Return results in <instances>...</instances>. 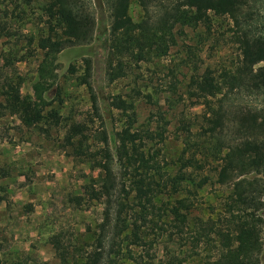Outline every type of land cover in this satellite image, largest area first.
Returning <instances> with one entry per match:
<instances>
[{
  "label": "rangeland",
  "instance_id": "374dc122",
  "mask_svg": "<svg viewBox=\"0 0 264 264\" xmlns=\"http://www.w3.org/2000/svg\"><path fill=\"white\" fill-rule=\"evenodd\" d=\"M44 3L0 0L2 80L18 83L21 96L31 97L44 115L54 110L60 118L57 126L46 118L47 121L27 128L16 116L0 108L1 263L61 264L51 244L52 237L60 240L68 254L81 255L92 241L96 224L104 220L108 202L112 220L116 200H123V208L120 205L119 209L126 223L138 220L141 210L134 193L129 188L127 194L115 191L107 200L95 166L99 160L97 152L103 147L100 133L105 131L109 138L123 124L119 112L108 107L112 96L120 95L132 102L134 129L145 138V151L158 162L163 178L160 184L166 186L147 210L144 224L151 228L147 231L151 246L143 251L121 240L117 264H207L209 253L204 251L205 245L190 250L189 233L179 234L170 227L178 224L171 209L177 201L184 202L186 209L181 212L188 224L184 230L191 231L195 224L215 222L232 191L231 183L216 181L217 154L212 139L200 132L205 108L201 99L192 97L189 88L195 68L200 74L210 70L216 76L222 70L233 69L240 61V51L229 39L231 22L226 17L214 16L209 29L203 25L175 27L173 44L165 56H149L110 83L106 76L108 43L104 12L93 10L95 35L89 45L66 47L56 56L47 57L37 48V40L48 33ZM130 13L136 19L134 7ZM85 57L92 62L91 81L99 97L101 119L94 117L89 91L77 79L83 73ZM74 122L88 127L90 152L86 157L73 158L71 150L63 147L66 126ZM188 162L195 164L184 168ZM114 170L120 184L123 179L116 161ZM181 174L185 180L178 193H170L166 180ZM203 178H207L206 184L197 189L193 184ZM75 198H81L80 204ZM262 204L260 259L264 264V196Z\"/></svg>",
  "mask_w": 264,
  "mask_h": 264
},
{
  "label": "trees",
  "instance_id": "16d2710c",
  "mask_svg": "<svg viewBox=\"0 0 264 264\" xmlns=\"http://www.w3.org/2000/svg\"><path fill=\"white\" fill-rule=\"evenodd\" d=\"M44 14L48 33L37 40V48L47 57L56 56L66 47L87 46L95 35L96 19L93 10L104 12L107 20L106 62L107 80L112 83L123 77L135 63L146 61L149 56L162 57L173 44L175 27L203 25L210 28L212 17H226L231 22L230 43L240 51V61L231 70H222L216 76L206 70L199 73L195 68L189 79L192 97L201 99L205 108L200 132L212 139L217 154L216 181L232 184V191L224 204L222 214L215 222L195 224L185 231L186 216L181 210L186 206L177 201L171 209L178 224H170L179 234L189 233L190 250L200 244L208 254L207 264H262L261 230L264 196V0H44ZM133 3L142 11L133 19L130 10ZM83 73L78 81L90 94L95 118L101 119L99 97L92 87V62L82 60ZM19 84L4 81L0 75V108L27 128L39 125L44 119L59 125L58 112L50 110L46 115L29 96H21ZM255 99L256 103H244ZM108 107L124 118L119 131L108 138L100 133L103 147L97 152L99 160V184L107 200L111 193L127 194L129 188L138 201L141 215L134 221L121 218L120 205L116 200L114 220L108 202L107 214L92 232L88 248L78 254H68L58 238L52 237L61 264H117L121 253L120 241L146 251L150 226L145 223L147 210L154 206V199L166 184L159 173L158 162L145 151V138L134 129L135 112L132 102L122 96H112ZM47 118V119H46ZM88 127L70 123L66 126L63 147L71 150L73 158L89 155ZM115 161L123 181L119 184L114 170ZM195 162H188V167ZM199 168V167H197ZM185 180L178 175L166 180L170 193L177 194ZM207 182L203 178L197 189ZM118 184L120 188L118 187ZM127 184V186H126ZM161 187V188H160ZM97 197L96 194L93 196ZM80 204L81 198L74 199ZM113 221V224H112ZM141 222L139 224L138 222ZM181 229V230H180ZM123 242V241H122ZM69 251V250H67ZM215 252L213 255L211 252ZM70 255V256H69ZM73 257V262L70 261ZM79 259V260H77ZM0 264H12L2 262ZM20 264V263H17ZM147 264V263H145Z\"/></svg>",
  "mask_w": 264,
  "mask_h": 264
},
{
  "label": "built area",
  "instance_id": "2783aa9c",
  "mask_svg": "<svg viewBox=\"0 0 264 264\" xmlns=\"http://www.w3.org/2000/svg\"><path fill=\"white\" fill-rule=\"evenodd\" d=\"M133 7L135 8V11L137 12L136 19H138V17L140 15H142L141 8L137 4H135V3H133V5H131V8H133Z\"/></svg>",
  "mask_w": 264,
  "mask_h": 264
}]
</instances>
